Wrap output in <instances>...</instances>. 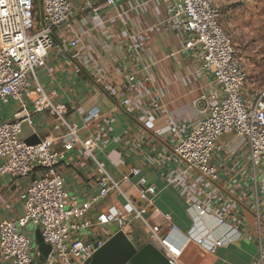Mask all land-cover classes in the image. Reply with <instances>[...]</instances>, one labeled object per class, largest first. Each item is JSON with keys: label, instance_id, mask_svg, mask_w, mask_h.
Listing matches in <instances>:
<instances>
[{"label": "crops", "instance_id": "1", "mask_svg": "<svg viewBox=\"0 0 264 264\" xmlns=\"http://www.w3.org/2000/svg\"><path fill=\"white\" fill-rule=\"evenodd\" d=\"M83 1L77 0L72 12L80 34L78 46L73 50L57 32V44L47 66L38 69L37 75L46 92H54L58 101L68 104L67 119L80 127V137L97 142L95 158L121 183L125 194L112 191L92 203L88 217L96 220L112 207L121 210L130 199L147 208L145 216L152 225H162L164 244L180 264H264V168L256 172L251 168L246 140L234 133L220 137L212 160L217 167L215 178L188 168L173 152L179 138L208 115L203 96L218 97L219 87L201 69L200 61L182 53V39L169 24L165 3L116 0L107 6L95 0L96 14L85 8ZM217 1L220 7L230 6L225 11L226 24L236 36L237 45H241L242 36L255 32V46L264 49L263 24L258 16L251 17L257 13L248 10L245 17L240 10L244 6L257 8L261 0H239L241 5L235 6V0ZM230 17L235 26L228 23ZM240 57L249 72L245 93L252 104L264 89V57L256 63ZM132 68L137 71V79L128 84L125 75ZM106 83L115 85L118 93H106ZM20 109L14 99L1 103L0 122L12 121ZM30 110L34 122L29 125L34 132H28V137L34 133L40 138L64 135L65 130L57 127L54 117ZM94 110L100 112L99 117L86 126L84 118ZM146 115L154 117V127L142 122ZM65 142L57 140L53 145L54 150L64 153L59 170L65 188L79 203L90 201L100 190L97 165L80 145L65 150ZM33 177L0 178V221L25 214L21 195ZM141 178H145L146 187L156 186V192L150 195L153 203L139 198ZM197 206L205 213L200 214ZM165 214L171 215L169 221ZM127 219L124 227L119 221L95 224L78 237L96 243L122 231L138 250L151 243L164 254L159 244L149 241V229L140 219L133 215ZM27 226L23 232L30 238L34 235L37 241L39 228L32 226L28 231ZM203 237L209 243L218 239L224 242L211 251L199 243ZM32 250L39 259V249L32 244Z\"/></svg>", "mask_w": 264, "mask_h": 264}, {"label": "built area", "instance_id": "2", "mask_svg": "<svg viewBox=\"0 0 264 264\" xmlns=\"http://www.w3.org/2000/svg\"><path fill=\"white\" fill-rule=\"evenodd\" d=\"M77 0H0V104L14 99L21 109L12 121L0 122V178L10 175L21 178L34 175L27 190L21 195L25 214L11 220L0 221V264H37L32 240L23 228L32 223L40 229L43 240L51 247L44 264H90L93 254L107 240L96 243L79 234L95 224L119 221L128 224V215L140 219L149 229V241L159 244L170 264H180L175 253L164 244L163 228L152 225L145 216L147 208L137 206L130 199L123 209L110 208L96 220L88 217L92 203L105 199L112 191L123 196L121 183L115 180L94 155L97 142L80 137V127L67 119L68 104L57 100V94L46 92L39 82L37 70L47 66L48 57L56 46V33L60 40L73 48L78 46L80 34L72 19L73 5ZM107 6L116 0H101ZM169 11V24L182 39V53L200 61V67L212 76L219 87L218 97L203 96L207 101L208 115L201 123L179 138L174 147L175 156L188 168L197 170L206 178H215L217 167L213 156L221 136L234 133L244 138L250 148L249 161L256 172L264 168V89L251 104L246 97L249 72L239 55L232 34L223 24V13L217 0H162ZM84 7H98L95 0H84ZM97 16V15H96ZM76 53L73 54L75 56ZM137 79L136 69L125 75L128 84ZM103 90L111 95L118 93L115 85L106 83ZM46 113L57 121L64 135L40 138L36 144H27L20 138L22 124H33L32 112ZM94 110L84 118L86 126L99 117ZM142 122L155 126L153 116L146 115ZM173 132L175 127H169ZM66 139L65 150L76 145L84 148L97 165L99 192L90 201L79 203L70 198L64 177L59 170L64 153L53 149L55 141ZM127 178V177H126ZM139 198L153 203L150 195L156 186L146 187L145 178L139 181ZM200 214L205 210L197 206ZM171 219L170 214L164 215ZM224 239L199 243L214 251ZM39 256V253H38Z\"/></svg>", "mask_w": 264, "mask_h": 264}, {"label": "water", "instance_id": "3", "mask_svg": "<svg viewBox=\"0 0 264 264\" xmlns=\"http://www.w3.org/2000/svg\"><path fill=\"white\" fill-rule=\"evenodd\" d=\"M33 133V128L28 122L22 124L21 139H25L27 144H36L40 142L38 134ZM37 243L40 251L37 264H44V259L51 250L49 244L43 240L40 229L37 230ZM90 264H170L168 258L155 248L151 243L138 250L137 247L122 232L116 233L102 247L93 254Z\"/></svg>", "mask_w": 264, "mask_h": 264}, {"label": "rangeland", "instance_id": "4", "mask_svg": "<svg viewBox=\"0 0 264 264\" xmlns=\"http://www.w3.org/2000/svg\"><path fill=\"white\" fill-rule=\"evenodd\" d=\"M235 1H237L236 3H233V5L232 6H235V5H241V2L239 3L238 1L239 0H235ZM234 1V2H235ZM243 1V0H242ZM258 1V0H257ZM259 2H261V3H259L260 5L257 7V8H254V6L252 7H250V6H244V7H240V10H242V11H244V12H241V16H245L246 17V12L248 11V10H254L257 14L256 15H251V17H256V16H258L259 17V21L260 22H262V24H263V29H264V0H261V1H259ZM261 6V7H260ZM230 8V6H228V5H224L223 7L221 6V10H222V12L224 13V16H225V24H224V26H225V28L232 34V36H233V38H234V41L236 42V36L234 35V33L229 29V27H228V25L226 24V22H227V19H228V15H225V14H227V13H225V11H226V9L227 8ZM228 8V9H229ZM254 14V13H253ZM72 19H74L73 18V16H72ZM233 18L232 17H230L229 18V21H228V23L230 22V23H232L234 26H235V22L232 20ZM251 21H253V20H251ZM233 30H235V28H233ZM243 33V32H242ZM244 34V33H243ZM256 33L255 32H250L249 33V35H248V37H245V36H242L243 37V39H242V41L240 42L241 43V45L240 46H238L237 45V47H238V50H239V54L241 55V56H244V58H246L249 62H251V63H256L257 61H258V58H262V57H264V49H261V48H257V46H255V44H256V39H257V36L255 35ZM263 34H264V31H263ZM262 39H263V42H264V36L262 37ZM236 44H237V42H236ZM241 49V50H240ZM262 51V52H261ZM261 62H263V61H261ZM262 68V70H263V68H264V65L261 67ZM32 226L35 228L36 226L34 225V224H32V223H30L28 226H27V230L29 231H31L32 230ZM36 230V229H35ZM31 233V232H30ZM32 235V234H31ZM31 238H32V244H33V248L35 249V250H37L38 249V243H37V241H36V237L34 236V235H32L31 236Z\"/></svg>", "mask_w": 264, "mask_h": 264}]
</instances>
